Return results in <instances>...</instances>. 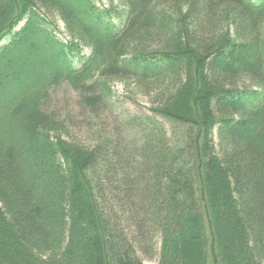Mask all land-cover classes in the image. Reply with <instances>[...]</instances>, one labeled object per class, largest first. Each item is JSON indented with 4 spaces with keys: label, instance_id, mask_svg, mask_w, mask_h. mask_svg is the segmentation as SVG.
<instances>
[{
    "label": "trees",
    "instance_id": "trees-1",
    "mask_svg": "<svg viewBox=\"0 0 264 264\" xmlns=\"http://www.w3.org/2000/svg\"><path fill=\"white\" fill-rule=\"evenodd\" d=\"M97 3L0 0V264H143L156 239V264H264V0ZM114 82L150 104L129 145L45 109L66 85L98 119Z\"/></svg>",
    "mask_w": 264,
    "mask_h": 264
},
{
    "label": "rangeland",
    "instance_id": "rangeland-1",
    "mask_svg": "<svg viewBox=\"0 0 264 264\" xmlns=\"http://www.w3.org/2000/svg\"><path fill=\"white\" fill-rule=\"evenodd\" d=\"M97 6H108V0H97ZM124 11V8H120ZM114 23L118 21L114 20ZM21 23L16 31L22 26ZM56 26L58 31L57 37L59 39H66L63 35L62 24L59 21H56ZM3 43L0 44V46ZM89 50L83 49V55L87 56ZM112 92L114 97L110 102V105L101 113L100 117H89L85 119L81 115L82 111L79 109L77 104L76 95L72 90H70L66 85H60L58 87L52 88L49 92V98L47 99V106L45 109L51 115H55L65 119L70 127L71 134L78 141L88 146H94L99 141L98 132L102 130L103 133L107 130L108 136L112 134V130L115 128H120L122 133L120 136H123V139H119L121 146L129 145L136 141L137 136L132 132L129 135L123 130V121L127 117L132 116H143L149 115L150 104L148 99L145 96L140 95L137 90L131 86H124L120 83H112ZM157 122L165 130L167 137L170 139V142L175 144H182L185 140V135L187 128L176 123L170 122L166 119L155 117ZM214 142L217 145L216 132L214 130ZM139 137V136H138ZM154 253L152 252V260L148 261L144 256H139L143 264H156L158 256L157 252L159 249V240L156 239L154 242Z\"/></svg>",
    "mask_w": 264,
    "mask_h": 264
}]
</instances>
